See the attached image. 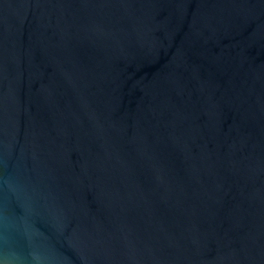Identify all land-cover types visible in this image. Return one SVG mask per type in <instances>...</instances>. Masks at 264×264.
<instances>
[{"label": "water", "instance_id": "water-1", "mask_svg": "<svg viewBox=\"0 0 264 264\" xmlns=\"http://www.w3.org/2000/svg\"><path fill=\"white\" fill-rule=\"evenodd\" d=\"M0 264H264V0H0Z\"/></svg>", "mask_w": 264, "mask_h": 264}]
</instances>
